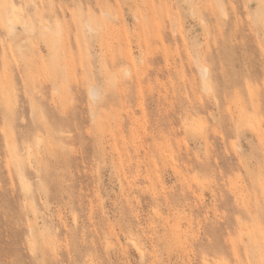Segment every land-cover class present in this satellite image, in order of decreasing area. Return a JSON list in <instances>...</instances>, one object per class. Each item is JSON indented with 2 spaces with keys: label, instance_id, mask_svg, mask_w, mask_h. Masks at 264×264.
<instances>
[{
  "label": "rangeland",
  "instance_id": "1",
  "mask_svg": "<svg viewBox=\"0 0 264 264\" xmlns=\"http://www.w3.org/2000/svg\"><path fill=\"white\" fill-rule=\"evenodd\" d=\"M0 264H264V0H0Z\"/></svg>",
  "mask_w": 264,
  "mask_h": 264
},
{
  "label": "bare ground",
  "instance_id": "2",
  "mask_svg": "<svg viewBox=\"0 0 264 264\" xmlns=\"http://www.w3.org/2000/svg\"><path fill=\"white\" fill-rule=\"evenodd\" d=\"M17 18V17H16ZM13 19H15V18H13ZM12 20V19H11ZM12 21H14V20H12ZM12 23V25H13V22H11ZM9 28H10V26H9ZM11 29H12V27H11ZM207 70H206V68H204V67H200V72L202 73V74H204L205 75V73L207 74V72H206ZM92 91V92H91ZM90 92H91V95L93 96V97H95L96 96V93H95V91H94V89L93 90H91ZM139 250V249H138ZM140 251V250H139Z\"/></svg>",
  "mask_w": 264,
  "mask_h": 264
}]
</instances>
